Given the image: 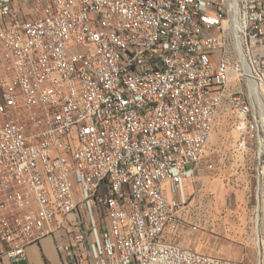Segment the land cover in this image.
I'll list each match as a JSON object with an SVG mask.
<instances>
[{
  "label": "built area",
  "instance_id": "built-area-1",
  "mask_svg": "<svg viewBox=\"0 0 264 264\" xmlns=\"http://www.w3.org/2000/svg\"><path fill=\"white\" fill-rule=\"evenodd\" d=\"M0 74V264L60 228L65 264H233L175 240L225 106L264 264V0H0Z\"/></svg>",
  "mask_w": 264,
  "mask_h": 264
},
{
  "label": "rangeland",
  "instance_id": "rangeland-1",
  "mask_svg": "<svg viewBox=\"0 0 264 264\" xmlns=\"http://www.w3.org/2000/svg\"><path fill=\"white\" fill-rule=\"evenodd\" d=\"M230 89L244 92L245 86L235 80ZM258 92L264 95L259 87ZM208 161L213 169L201 167L196 184L186 186L191 203L184 214L186 225L175 240L233 264H253L257 259L258 143L248 137L245 125L227 106L210 139Z\"/></svg>",
  "mask_w": 264,
  "mask_h": 264
},
{
  "label": "crops",
  "instance_id": "crops-1",
  "mask_svg": "<svg viewBox=\"0 0 264 264\" xmlns=\"http://www.w3.org/2000/svg\"><path fill=\"white\" fill-rule=\"evenodd\" d=\"M200 172L201 171H197L196 176H198ZM261 209H262L261 231L264 232V203L261 205ZM68 221L71 224H74L76 222V216L72 214L69 215ZM67 241H68L67 230L65 228H60L57 230L55 235L48 236L42 239L40 242L29 246L26 249V257L24 259L15 261L9 258H4V264H43V263L65 264L64 255L59 251L58 247L60 244L65 243Z\"/></svg>",
  "mask_w": 264,
  "mask_h": 264
},
{
  "label": "bare ground",
  "instance_id": "bare-ground-1",
  "mask_svg": "<svg viewBox=\"0 0 264 264\" xmlns=\"http://www.w3.org/2000/svg\"><path fill=\"white\" fill-rule=\"evenodd\" d=\"M241 41V38H238L237 39V42H240ZM253 94H252V100L255 104H259V106L262 107L261 109V114L263 115V119H264V103L261 102V100L259 99L260 97V94L258 92V87L261 88L262 92L264 90V86L263 85H259L257 82H255L253 79H249V82H248ZM263 88V89H262ZM258 102V103H257ZM212 137V136H211ZM211 139V138H210ZM262 142L264 143V140H262ZM263 147V146H262ZM261 154L264 152V149L261 148V151H259ZM257 221V219H256ZM257 232H258V228H256V235H257Z\"/></svg>",
  "mask_w": 264,
  "mask_h": 264
}]
</instances>
